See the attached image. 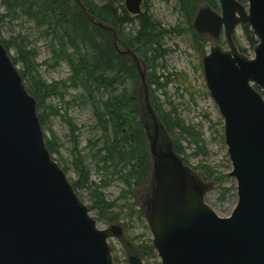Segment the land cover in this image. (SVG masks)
I'll return each instance as SVG.
<instances>
[{
    "label": "water",
    "instance_id": "obj_1",
    "mask_svg": "<svg viewBox=\"0 0 264 264\" xmlns=\"http://www.w3.org/2000/svg\"><path fill=\"white\" fill-rule=\"evenodd\" d=\"M140 74L144 128L152 161L151 191L144 200L152 245L161 264H264V0H219L220 12L205 6L193 26L200 34L229 42L204 55L203 71L210 95L224 120V136L237 181L238 202L227 217L205 201L207 184L166 139L150 99L147 64L135 49L121 45ZM126 9L143 12V0H125ZM249 24L259 43L254 57L232 43L233 34ZM66 171L47 147L37 99L7 48L0 41V264H116L110 237L123 226L99 228ZM129 264H144L131 254Z\"/></svg>",
    "mask_w": 264,
    "mask_h": 264
},
{
    "label": "trees",
    "instance_id": "obj_2",
    "mask_svg": "<svg viewBox=\"0 0 264 264\" xmlns=\"http://www.w3.org/2000/svg\"><path fill=\"white\" fill-rule=\"evenodd\" d=\"M99 21L112 26L120 39L121 45H127L135 49L137 54L146 62L147 82L150 87V99L161 123L164 134L169 135L173 142L174 150L189 164V158L193 152H188L183 140L189 139L196 146V152L207 155L208 149L204 140V131L201 125L187 123L178 111L177 106L168 100L171 108L165 109L157 91L163 90L167 83L161 82L159 77L153 74L157 67L156 60L162 57V39L166 33L176 31L190 32L195 48L200 58L207 53V42L202 34L193 26L194 18L202 7L220 10L219 0H177L180 11L187 28L181 26L166 29L148 7V0L143 2L145 10L141 14L130 13L124 4V0H80ZM246 3L247 0H239ZM6 12L0 14V41L7 48L15 65L20 64L19 69L29 92L37 99L38 115L45 133L48 149L66 172L70 170L68 162L63 159L60 152L62 141L50 127V118L60 116L70 130V138L73 142L72 160L70 164L77 173L76 179H70L75 190L88 189L92 196L91 208H99V221L103 219L102 213H106L110 221L120 219L124 209L130 217L134 213L138 218L145 216V206L137 209L138 203L128 202L133 197L136 189L145 184L146 194L151 191L152 161L148 137L144 128V121L149 120L145 116L144 104L139 96L140 74L134 62L126 55L121 54L115 44L113 32L93 22L82 10L78 0H1ZM21 15L34 22L40 30L41 36L48 38L52 51L53 66L61 62H68L71 73L68 77L71 86L81 87L82 92L74 96L75 100L82 103H91L93 106L96 124L94 128L101 132L100 136L88 140L91 148L90 156L96 163L97 170L102 173L103 179L95 183L91 179V170L86 164V156L79 150L81 126L60 107L49 102L54 96L62 97L61 87L66 86V81L47 82L39 71L36 61L38 51L35 47L29 48L28 37L23 34L5 37L3 27L5 20L11 15ZM138 20V24L135 23ZM131 24L132 30L127 28ZM242 35L233 34V44L244 54L249 49L254 50L259 40L255 36L249 24H242ZM216 42L223 46L229 45L227 39L220 35ZM14 50L15 54H11ZM255 88L262 94L263 91L257 85ZM222 124V120H218ZM195 153V152H194ZM204 179L214 178L216 170L205 163L194 167ZM221 177V176H220ZM122 179L126 186L122 189L118 198L108 201L103 188L114 179ZM227 189L223 191L224 193ZM124 199L123 203H118ZM116 208H120L117 212ZM129 211V212H128ZM129 227L128 222L124 223ZM148 228V226H146ZM140 236L135 239H139ZM141 257L145 258V264L156 261L158 253L152 245V238H146L135 244ZM115 261L118 256L113 255ZM153 261V262H154Z\"/></svg>",
    "mask_w": 264,
    "mask_h": 264
},
{
    "label": "rangeland",
    "instance_id": "obj_3",
    "mask_svg": "<svg viewBox=\"0 0 264 264\" xmlns=\"http://www.w3.org/2000/svg\"><path fill=\"white\" fill-rule=\"evenodd\" d=\"M145 1L146 0H143V2ZM123 2H125V0ZM246 3L243 4L247 6ZM201 6L205 7L206 3L202 1ZM148 7L150 12L162 22L166 29L178 27L180 23H182V27H188V24L184 23L185 20L177 0H148ZM142 9L143 11L145 10L144 7H142ZM5 12V6L0 0V14ZM217 12H220V10ZM135 23L138 24V20H135ZM132 28L133 26L129 24L127 30L130 31ZM2 31L5 37L17 36L20 33L28 37L30 42L29 48L35 47L38 51L36 61L39 64L40 74L47 82L66 81V86L60 88L62 97L54 96L49 102L60 107L63 113L67 111L77 125L81 126L78 148L81 154L86 156L85 162L91 170V179L99 184L101 182L100 180L103 179V175L97 170L96 163L90 156L91 148L87 144L88 140L99 137L101 132L94 128L96 117L92 104L82 103L74 99V96L82 92L83 89L70 85L68 77L71 70L68 62H61L57 66L52 65V51L48 38L41 36L40 30L35 26L34 22L24 16L17 14L16 16L11 15L8 17L5 20ZM237 32L239 35H242L241 26L237 28ZM221 35L224 36L223 33ZM202 38L207 42V52L211 46L218 44L216 42L217 38H213L209 34H203ZM223 47L228 48L229 45ZM160 50L164 52V54L162 57L157 58V67L154 69L153 74L159 77L161 82L167 83V85L165 87L166 94L163 93V90H159L157 91V95H159L162 102H164L165 109L168 110L171 108L168 101L170 100L177 106L180 116L187 123L202 126L208 153L205 155L202 152H196L195 144L187 138L183 140V142L187 146L188 152L193 153L189 158V164H186L207 184L205 192V201L207 204H209L219 216L227 217L232 213L238 202L237 181L235 177L229 175L232 170V163L228 154V146L225 142L224 120L218 105L210 95L206 85L202 63L203 57L200 58L192 36L188 31H184L183 33L171 31L166 33L164 39H162V47ZM248 52V57H254V50L249 49ZM11 54H15V51L12 50ZM16 66L18 69L21 68L20 64ZM148 71L147 69V73ZM220 119L222 120V124L218 122ZM49 125L63 142L60 152L63 159L66 160L70 166V170L66 173L69 179H76L77 173L70 164L72 160L71 150L73 142L69 136V126L60 116H52ZM44 132L49 134L47 130H44ZM167 138L170 140L172 139L169 135ZM54 157L57 156L54 155ZM202 163L212 166L216 170L217 175L210 179L202 178L199 174V170L196 171L194 169L195 166ZM148 183L149 181L147 180L144 185L136 189L135 195L128 199L129 203L133 201L138 203L136 206L137 209L144 205V200L147 195L146 186ZM125 187H127L125 182L120 178H116L108 186L103 188L102 191L108 201H113L118 198L122 189ZM224 189L227 190L223 197ZM78 195L89 207L90 214L97 219L99 228L103 229L112 224H120L123 226V236L109 238L112 253L118 256L119 259L118 262L115 261L116 264H129L128 261L131 254H136L141 257V253L139 254L135 244L140 243L146 238H153L145 216L140 219L136 213H134L132 217H130L127 213V209H124L125 213H123L120 219L110 221L105 217L106 213H102L101 215L104 217L99 221L97 218L100 215L99 208L90 207L93 202L90 191L88 189L79 190ZM124 201V199H121L118 203L120 204ZM116 211L119 212L120 208H116ZM125 222L129 224L127 229L124 226ZM146 226H148V228ZM138 236H140V238L135 239ZM142 259L145 262V258ZM153 261L154 260L151 259L152 264H161L159 257L156 261Z\"/></svg>",
    "mask_w": 264,
    "mask_h": 264
}]
</instances>
